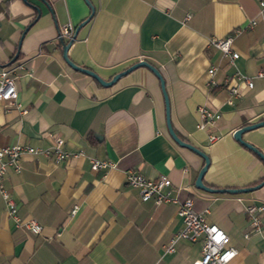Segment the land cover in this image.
Instances as JSON below:
<instances>
[{
  "label": "crops",
  "instance_id": "0c3cea01",
  "mask_svg": "<svg viewBox=\"0 0 264 264\" xmlns=\"http://www.w3.org/2000/svg\"><path fill=\"white\" fill-rule=\"evenodd\" d=\"M88 1L93 13L77 29L67 57L103 79L147 61L164 81L172 129L208 157L203 183L234 188L259 182L263 161L232 131L264 117L258 17L264 0ZM88 12L84 0H0V69L12 76L16 91L13 105L0 100V146L44 147L53 134L68 152L58 161L22 155L18 171L6 167L3 184L17 215L33 218L41 229L14 227L0 195V264H189L198 258L199 239H178L173 252L164 251L181 225L176 204L140 200L137 189L125 184L126 169L151 180L164 175L172 197L190 198L236 250L226 264H264V184L236 193L195 187L203 160L168 135L158 79L147 67L103 86L64 61L58 28H74ZM251 18L255 23L248 25ZM226 35L238 53L232 62L209 43ZM234 72L250 77L251 86L236 81ZM227 84L237 87L236 96ZM200 106L218 114L201 128ZM241 138L264 155V124ZM92 159L113 166L93 170ZM251 202L263 205L258 231L244 211Z\"/></svg>",
  "mask_w": 264,
  "mask_h": 264
},
{
  "label": "built area",
  "instance_id": "2783aa9c",
  "mask_svg": "<svg viewBox=\"0 0 264 264\" xmlns=\"http://www.w3.org/2000/svg\"><path fill=\"white\" fill-rule=\"evenodd\" d=\"M258 17L263 25L264 32V2H259ZM255 23V19L251 18L248 25ZM73 26L65 23L58 28L57 36L69 37ZM209 43L215 47L220 53L228 57L229 62H232L237 56V51L231 47V36L226 35L221 38H214ZM214 67L209 66L206 70L208 75H211ZM258 75L262 71L257 72ZM233 78L244 83L246 87H250L251 78L239 72H234ZM227 91L231 97L238 94L235 85L227 84ZM16 99V91L13 85L12 76L5 69H0V100L8 105H13ZM199 122L196 127L201 128L204 123L211 122L218 117V114L210 109L200 106L198 107ZM50 142L47 146H32L28 144L13 143L0 146V195L4 201L6 214L12 221L14 227H22L32 233H38L41 229L40 225L33 219L27 218L22 220L16 212V203L13 200L9 190L3 184L4 172L6 167H11L14 171H18V160L22 155H42L52 157L55 160H62L68 156V152L63 148V141L60 137L53 134H48ZM215 139L214 135H208V140ZM113 163L109 160H91L90 168L96 170L98 168L112 167ZM125 184L136 188L140 200L152 199L154 204L161 202H173L176 204V214L180 218L181 225L174 231L168 243L164 247V251L171 253L174 250V243L178 239L200 241V256L189 264H226L236 254V250L227 244L226 233L217 225L207 222L203 215L196 212L192 208L190 198L176 200L169 194V180L164 175H158L156 179L151 180L143 177L140 173L133 169L124 171ZM75 208L72 209L74 211ZM263 210V205L260 202H251L244 206V211L248 216L249 224L252 230L258 231L262 228L260 221V212ZM245 235V233H244ZM264 235V234H263Z\"/></svg>",
  "mask_w": 264,
  "mask_h": 264
},
{
  "label": "water",
  "instance_id": "95a60500",
  "mask_svg": "<svg viewBox=\"0 0 264 264\" xmlns=\"http://www.w3.org/2000/svg\"><path fill=\"white\" fill-rule=\"evenodd\" d=\"M84 2L86 3V5L89 8V12L87 14V16L82 19L79 23H77L75 25V27L73 28V31L71 33V35L69 36V38L64 41L63 38L61 36H58V41L60 43V48H61V56L64 59V61L73 69H76L82 73H85L87 75H89L91 78H93L96 82H98L99 84L103 85V86H107L112 84L119 76L125 74L126 72L130 71L131 69L137 67V66H145L147 67L152 73L153 75H155V77L158 79V83H159V87H160V91H161V95L163 98V106H164V119H165V126H166V130L168 135L171 137V139L177 143L180 146L186 147L188 149H190L191 151H193L194 153H196L197 155H199L203 162L202 165L200 166V168L197 171V174L195 176V179L193 181V184L195 187L206 190V191H212V192H230V193H236V192H243V191H250L253 190L255 188H258L259 186H261L262 184H264V177L257 183L253 184V185H248V186H242V187H234V188H222V187H211L208 185H205L202 181V175L203 172L206 169V166L208 164V157L207 155L198 147H195L194 145H192L191 143L179 138L176 133L174 132V130L171 127L170 121H169V104H168V98H167V94L164 88V81L158 71V69L156 67H154L153 65H151L150 63H148L145 60L139 59L136 60L132 63H130L129 65H127L126 67H124L123 69L113 73L108 79H103L101 78L99 75H97L94 71H92L91 69L78 65L76 63H74L73 61H71L67 55H66V49L69 46V44L71 43V41L74 39L75 35H76V31L77 29L84 24L92 15L93 13V7L92 5L89 3L88 0H84ZM36 15H38L39 10L36 7ZM264 124V117L260 120H257L255 122L252 123H247L245 125H242L240 127H237L236 129H234L232 131V137L238 141L240 144H242L243 146H245L246 148L250 149L253 153H255L264 163V155L261 151H259L256 147H254L253 145H251L250 143L244 141L241 138V133L245 130L248 129H252L255 127H258L260 125Z\"/></svg>",
  "mask_w": 264,
  "mask_h": 264
}]
</instances>
